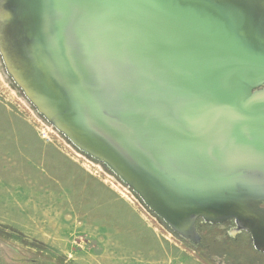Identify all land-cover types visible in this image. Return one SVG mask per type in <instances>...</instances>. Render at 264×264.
<instances>
[{"label":"water","instance_id":"95a60500","mask_svg":"<svg viewBox=\"0 0 264 264\" xmlns=\"http://www.w3.org/2000/svg\"><path fill=\"white\" fill-rule=\"evenodd\" d=\"M0 56L183 239L233 219L264 253V0H0Z\"/></svg>","mask_w":264,"mask_h":264},{"label":"rangeland","instance_id":"374dc122","mask_svg":"<svg viewBox=\"0 0 264 264\" xmlns=\"http://www.w3.org/2000/svg\"><path fill=\"white\" fill-rule=\"evenodd\" d=\"M43 118L0 56V264H264L231 221L195 247Z\"/></svg>","mask_w":264,"mask_h":264},{"label":"bare ground","instance_id":"6f19581e","mask_svg":"<svg viewBox=\"0 0 264 264\" xmlns=\"http://www.w3.org/2000/svg\"><path fill=\"white\" fill-rule=\"evenodd\" d=\"M44 119V118H43ZM45 120V119H44ZM46 121V120H45ZM50 126H52V124H49ZM53 127V126H52ZM56 131L58 132V133H60L57 129H56ZM71 145H73L72 143H70ZM75 148V147H74ZM78 152H80L81 154H83L82 153V151H80L79 149H77V148H75ZM84 155V154H83ZM95 163H99V162H96L95 160H93ZM99 164H101V163H99ZM102 165V164H101ZM102 167L104 168V166L102 165ZM105 169V168H104ZM110 174H113V173H110ZM114 175V174H113ZM115 176V175H114ZM137 197V196H136ZM138 198V197H137Z\"/></svg>","mask_w":264,"mask_h":264},{"label":"crops","instance_id":"0c3cea01","mask_svg":"<svg viewBox=\"0 0 264 264\" xmlns=\"http://www.w3.org/2000/svg\"><path fill=\"white\" fill-rule=\"evenodd\" d=\"M257 254H259V253H257ZM195 261H197V263H195V261L194 262H191V261H189V260H187L190 264H207L206 262H204V261H198V260H196V259H194Z\"/></svg>","mask_w":264,"mask_h":264},{"label":"flooded vegetation","instance_id":"af4514ba","mask_svg":"<svg viewBox=\"0 0 264 264\" xmlns=\"http://www.w3.org/2000/svg\"><path fill=\"white\" fill-rule=\"evenodd\" d=\"M229 221H231L230 223H232V222H234V220L233 219H230V220H228V221H226V222H229ZM225 222V223H226ZM199 227H201L204 223H200V221H199ZM232 225V224H231ZM233 229L235 230V227L233 226ZM236 231V230H235Z\"/></svg>","mask_w":264,"mask_h":264},{"label":"trees","instance_id":"16d2710c","mask_svg":"<svg viewBox=\"0 0 264 264\" xmlns=\"http://www.w3.org/2000/svg\"><path fill=\"white\" fill-rule=\"evenodd\" d=\"M204 224H206V223H204ZM207 224H210V223H207ZM211 225H213V226H217L218 224H211ZM204 243V242H203ZM263 253V252H262Z\"/></svg>","mask_w":264,"mask_h":264},{"label":"built area","instance_id":"2783aa9c","mask_svg":"<svg viewBox=\"0 0 264 264\" xmlns=\"http://www.w3.org/2000/svg\"><path fill=\"white\" fill-rule=\"evenodd\" d=\"M48 122V121H47ZM46 132H44V134H45ZM121 182V181H120ZM122 183V182H121ZM124 184V183H123Z\"/></svg>","mask_w":264,"mask_h":264}]
</instances>
